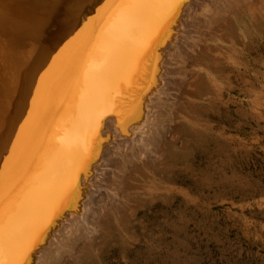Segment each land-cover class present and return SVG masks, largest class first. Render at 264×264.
<instances>
[{"label":"bare ground","instance_id":"1","mask_svg":"<svg viewBox=\"0 0 264 264\" xmlns=\"http://www.w3.org/2000/svg\"><path fill=\"white\" fill-rule=\"evenodd\" d=\"M234 10L264 0H0L3 264H79L137 216L138 178L207 142L189 121L206 77L227 78Z\"/></svg>","mask_w":264,"mask_h":264},{"label":"rangeland","instance_id":"2","mask_svg":"<svg viewBox=\"0 0 264 264\" xmlns=\"http://www.w3.org/2000/svg\"><path fill=\"white\" fill-rule=\"evenodd\" d=\"M247 17L236 19L234 41L217 45L231 50L222 72L228 79L206 74L205 87L214 88L203 87L209 93L189 121L190 128L209 134L208 143L195 150L190 136V155L172 156L167 170L154 168L164 176L151 181L153 174L148 180L137 174L143 207L115 229L111 243L100 236L95 246L80 247L79 264H264V11ZM189 68L209 72L194 61ZM131 237L137 243L126 245Z\"/></svg>","mask_w":264,"mask_h":264},{"label":"snow or ice","instance_id":"3","mask_svg":"<svg viewBox=\"0 0 264 264\" xmlns=\"http://www.w3.org/2000/svg\"><path fill=\"white\" fill-rule=\"evenodd\" d=\"M2 247H3V231H2V227H0V251H2ZM0 264H3V262L0 261Z\"/></svg>","mask_w":264,"mask_h":264}]
</instances>
